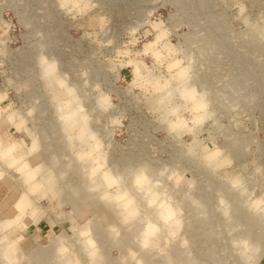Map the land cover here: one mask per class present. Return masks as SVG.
I'll use <instances>...</instances> for the list:
<instances>
[{
  "label": "rangeland",
  "instance_id": "374dc122",
  "mask_svg": "<svg viewBox=\"0 0 264 264\" xmlns=\"http://www.w3.org/2000/svg\"><path fill=\"white\" fill-rule=\"evenodd\" d=\"M0 264H264V0H0Z\"/></svg>",
  "mask_w": 264,
  "mask_h": 264
}]
</instances>
